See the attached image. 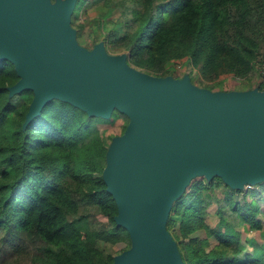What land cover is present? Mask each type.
Returning <instances> with one entry per match:
<instances>
[{
    "label": "trees",
    "instance_id": "obj_1",
    "mask_svg": "<svg viewBox=\"0 0 264 264\" xmlns=\"http://www.w3.org/2000/svg\"><path fill=\"white\" fill-rule=\"evenodd\" d=\"M96 4L106 9L96 22L106 46L142 71L174 75V62L184 59L192 82L194 68L203 82L261 75L264 0H76L73 15ZM72 25L80 36L84 24ZM18 79L14 64L0 60V264L25 257L32 264H113L132 242L115 221L118 207L102 176L113 136L106 142L98 126L107 119L52 98L26 122L34 94L22 90L29 100L17 107L10 87ZM257 86L264 89L262 81ZM261 187L259 196L250 191L238 200L241 188L221 176L193 177L166 222L182 264H264V252L246 251L236 228L264 230V181ZM30 236L39 241L27 249L21 242Z\"/></svg>",
    "mask_w": 264,
    "mask_h": 264
},
{
    "label": "water",
    "instance_id": "obj_2",
    "mask_svg": "<svg viewBox=\"0 0 264 264\" xmlns=\"http://www.w3.org/2000/svg\"><path fill=\"white\" fill-rule=\"evenodd\" d=\"M76 0H0V60L33 91L26 122L59 98L90 115L129 117L112 138L102 176L131 248L113 264H182L166 222L172 203L198 175L234 188L264 181V89L214 91L188 74L153 75L80 44L71 24Z\"/></svg>",
    "mask_w": 264,
    "mask_h": 264
},
{
    "label": "rangeland",
    "instance_id": "obj_3",
    "mask_svg": "<svg viewBox=\"0 0 264 264\" xmlns=\"http://www.w3.org/2000/svg\"><path fill=\"white\" fill-rule=\"evenodd\" d=\"M105 10L106 9L102 4L85 5V7L77 14L73 15L74 11L72 12L71 24H72V19L77 23L81 22L84 24V26H82L83 29L81 31L80 36L77 35V40L80 44L87 47L88 49H92L96 43L103 42L105 44L106 49L110 53H113L111 52L110 48L106 46L107 42L104 40L105 30L96 28L97 17L99 15H102L103 12H105ZM174 67H175V70L173 71L174 75H176L177 77H182L184 74H186V71L190 68V65H188L184 59H181L174 62ZM193 70H194L193 83L198 86L205 85L206 87L214 91L246 90L252 88H256L259 91H261V89L257 86V84L262 81V76L258 74H253L249 79L238 78L232 75H225V76L223 75L222 76V78L224 79L223 83H217V82H207V81L203 82V80L199 79L200 76L197 68H194ZM20 92L15 93V95L13 96V101L16 103L17 107H22L29 100L28 99L30 95L29 93L27 92L20 93ZM105 119L107 120L101 121L98 128L101 134H103L106 142H109L110 136L114 137L116 135L122 134L124 125H126V123L129 121V117L120 111L112 112L111 116ZM261 182L262 181L251 184H244L241 187V190L236 192V198L238 200H242L247 195L248 197H251L249 195L250 191H254V194L259 196L261 192L260 190L262 188ZM216 192L220 196H223L227 192V188L224 187L217 188ZM258 198L261 199L260 204L261 207L264 209V197H258ZM211 207L214 208V205ZM98 218L100 220H105V217L100 214H98ZM214 221H216V218L214 219ZM236 228L241 232L242 247L246 251L255 254V256L258 257L262 256V253L264 252V230H262L261 232L256 230H248L243 224L238 225ZM198 234L203 235V232L199 231ZM34 238L35 236L34 237L30 236L25 240H23L21 244H24V246L27 249H31L32 247L35 248V245L38 243L39 239L38 238L34 239ZM209 240L211 241V243H214L213 238H210ZM124 245L125 243H122L120 246H124ZM16 263L32 264L31 260H28L27 257L15 260L12 264H16Z\"/></svg>",
    "mask_w": 264,
    "mask_h": 264
},
{
    "label": "built area",
    "instance_id": "obj_4",
    "mask_svg": "<svg viewBox=\"0 0 264 264\" xmlns=\"http://www.w3.org/2000/svg\"><path fill=\"white\" fill-rule=\"evenodd\" d=\"M260 72H261V75H262V82L264 83V62L261 65Z\"/></svg>",
    "mask_w": 264,
    "mask_h": 264
}]
</instances>
